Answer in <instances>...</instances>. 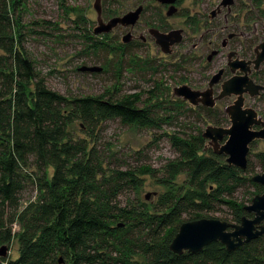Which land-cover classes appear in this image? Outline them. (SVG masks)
<instances>
[{
	"label": "trees",
	"instance_id": "1",
	"mask_svg": "<svg viewBox=\"0 0 264 264\" xmlns=\"http://www.w3.org/2000/svg\"><path fill=\"white\" fill-rule=\"evenodd\" d=\"M26 9L25 0H0V245L13 237L19 174L29 159L39 173L40 196L18 213L22 227L16 235L18 256L0 257V264H264L263 236L231 251L218 241L195 253L177 255L168 248L181 222L201 218L217 204L230 207L233 223L248 215L243 206L226 198L244 180L240 174L248 172V162L241 170L227 165L225 157L212 150L199 155L205 146L200 133L170 135L177 155L164 165L160 182L168 184L177 173L185 172L186 188L162 194L151 211L145 203L140 208L116 204L124 187L139 186V174L151 170L114 169L106 174L97 150L104 122L116 119L125 126L145 128L172 116L158 119L150 107L140 105L137 93L106 89L99 95L68 97L48 87L24 44L37 30L33 29L37 21L22 19ZM65 16L69 36L84 39L86 19L66 12ZM86 50L114 55L117 58L109 66L116 69L124 65V53L107 43L90 42ZM76 121L84 136L69 130ZM248 180L256 192L261 191V185ZM5 208L14 212L5 217ZM183 214L188 218L181 219ZM135 254L144 260H132Z\"/></svg>",
	"mask_w": 264,
	"mask_h": 264
},
{
	"label": "rangeland",
	"instance_id": "2",
	"mask_svg": "<svg viewBox=\"0 0 264 264\" xmlns=\"http://www.w3.org/2000/svg\"><path fill=\"white\" fill-rule=\"evenodd\" d=\"M27 9L22 14L24 22L37 21V29L45 31L42 35L33 34L25 39V47L36 61V68L40 75L45 79V83L51 89L65 96H86L99 95L106 89L114 93L116 90L119 94L137 93L140 96L141 104L150 107L157 115V118L171 115L167 120H158L153 127L138 128L137 126H125L118 120H107L104 122L99 133L98 149L100 161L106 171L110 174L112 170L136 169L138 167H148L151 171L140 175V184L135 188L124 187L116 196V204L119 207L133 205L140 208L145 203L149 211L152 210L157 199L167 191L173 193L186 188L185 172H179L170 183L164 184L160 182L165 170L164 165L168 161L176 157V152L170 143V135L175 133L178 135H188L202 133L208 125L228 127L230 125L227 114L223 111L224 107L231 103V97H223L217 101L210 112H206L200 105L193 106L179 97L173 95V88L181 82L186 81L192 88L205 87L211 73L224 65V54L213 59L210 64L200 57V52L195 51L187 53L185 61L182 59L185 49L190 50V43L198 41V35L202 31L199 28L202 25L201 14L196 25V30H191L185 26L186 38L185 43L178 47L172 46L173 52L164 54L154 42L148 40L129 48H125L123 60L125 62L122 69H116L109 66L112 58L116 60L114 55L86 50L90 42H103L109 46L117 45V41L121 43L118 31L106 34H93V28L96 26V13L92 7L94 0H25ZM134 0H101L103 6V17L108 19V11L113 10L116 14H122L127 11ZM219 0H187L181 7L193 11L196 9L201 13H208V10L215 8ZM253 0H234L233 20L239 22L244 19L251 29V22L247 20V16L256 20L255 34L252 30L247 33L250 38L243 39V45L236 41L232 47L243 51L244 55L250 52L251 44L258 41L264 36V0L255 3L256 8L252 9L251 2ZM259 4V5H258ZM194 7V8H193ZM258 7V8H257ZM72 9V10H70ZM153 9L150 6L148 13ZM255 11V15L252 11ZM65 12L69 17L81 15L86 19V27L84 33L85 38H74L69 36V25ZM107 13V14H106ZM195 14H197L195 12ZM258 14V15H256ZM67 15V14H66ZM148 15V14H147ZM204 16V15H203ZM152 17V16H146ZM206 19V15L204 16ZM164 19V18H163ZM208 19V18H207ZM145 19L140 20L135 25L133 33L135 36L147 34L145 32ZM45 21V22H41ZM151 20V23H154ZM211 21V22H210ZM207 22L204 29V43L200 45L201 50L208 48L209 41H215L216 46L219 45V37L221 36V26L223 21L221 16H215ZM168 27L183 26L184 17L174 16L164 21ZM211 24V25H210ZM229 24H232L231 21ZM69 32V33H68ZM193 32V33H192ZM83 33V34H84ZM251 35H250V34ZM192 36V37H191ZM91 37V38H90ZM253 37V38H252ZM115 39V41H114ZM263 39V38H262ZM261 39V40H262ZM239 40V39H236ZM241 45V46H239ZM203 52V51H201ZM121 53V54H122ZM112 57V58H111ZM112 60V62H115ZM81 66H101L103 70L100 72L79 71ZM264 68V63H263ZM185 82V83H186ZM218 89V87H216ZM245 105L255 109L262 120H264V97L260 99H245ZM154 104L157 106L154 107ZM153 106V107H152ZM177 106V109H176ZM159 107V108H157ZM162 108V109H161ZM170 110V111H168ZM79 122H74L69 130L72 134L84 136L80 131ZM205 140L204 150L199 155L205 156L211 150L208 141ZM223 140L221 141V143ZM264 140L257 139L249 144L247 154L248 172L240 174L244 177L238 185L234 187L231 195L226 198L235 200L240 206L250 204L251 198L257 189L248 181L252 175L261 173L264 170ZM224 156V155H223ZM28 160L26 167L22 168L19 174L21 180V188L17 194L19 205L14 213V221L11 224L13 237L8 243L7 254L3 257L6 260L15 259L18 256L17 234L21 232V220L18 213L26 206L37 201L40 193L38 192L36 183L39 173ZM139 168V169H140ZM50 170H48L49 176ZM264 191V188L262 189ZM149 193L148 199L144 195ZM14 212V209L5 208L4 216L8 217ZM26 211V214H30ZM203 217L215 218L232 222L231 209L226 204H217L214 210L202 213ZM188 218L186 214L181 219ZM142 236V235H141ZM260 250L262 252V260L264 263V236L262 237ZM132 260L142 262L144 258L135 254Z\"/></svg>",
	"mask_w": 264,
	"mask_h": 264
},
{
	"label": "water",
	"instance_id": "3",
	"mask_svg": "<svg viewBox=\"0 0 264 264\" xmlns=\"http://www.w3.org/2000/svg\"><path fill=\"white\" fill-rule=\"evenodd\" d=\"M170 3L173 0H163ZM233 0H221L222 6H230ZM92 7L96 13V26L93 28V34L108 33L116 24L132 25L138 18L140 8L127 12L122 16L111 17L107 21L101 18L100 0H94ZM172 11H170L171 13ZM212 11V15H214ZM153 37L155 43L158 44L161 51L165 54L171 52V45L180 40L178 31H170L160 33L154 31ZM123 42L129 41V33L123 36ZM256 56L253 60L254 68L264 61V39L256 46L254 50ZM213 55V54H212ZM208 55V58L212 56ZM246 64V62H243ZM244 75L240 77H231L221 85V90L216 96H213L212 86L220 77L221 70L214 74L209 83L208 88L203 91L193 90L188 86L181 85L173 88V95L188 101L192 105L201 104L205 107H213L216 100L225 96L235 95V100L231 105L224 108L230 125L221 127L208 125L201 133V137L208 141V145L216 155H224L227 165L235 166L244 170L247 165V154L249 144L257 139L264 140V121L258 116L257 112L251 108H242L244 97L247 93L255 96L260 90H264V79L262 84H255L248 77L247 67H243ZM79 71L100 72L101 66H81ZM234 68H231V72ZM253 125H259V129H253ZM224 141L221 143V141ZM251 181L264 187V170L251 176ZM149 193L144 195L148 199ZM247 213H253V217L249 218L243 215L238 223L228 222L225 220L201 217L193 220H186L179 224L177 231L171 238L168 248L174 254H182L183 252L195 253L203 249L207 244L218 241L227 251L234 250L243 244L264 235V224L260 223L264 220V191L255 194L250 204L243 206ZM7 254V246L0 245V257ZM62 262V258L58 259Z\"/></svg>",
	"mask_w": 264,
	"mask_h": 264
},
{
	"label": "flooded vegetation",
	"instance_id": "4",
	"mask_svg": "<svg viewBox=\"0 0 264 264\" xmlns=\"http://www.w3.org/2000/svg\"><path fill=\"white\" fill-rule=\"evenodd\" d=\"M185 1H187V0H173L170 3H166L163 0H134L131 7L129 9H127V11L123 12L122 14H117V13L115 14L113 12V10L108 11L109 17H108V19L105 20L103 17V14H104L103 6H102V2L100 0L101 18L103 19V21H107L111 17L122 16L127 12L135 11V10L140 8L138 18L134 24L124 26V25H121L118 23L108 32V34L113 32V31H118V33H119L118 36L120 37L121 43H119L117 41V45L113 44L112 46L114 48H118L119 50H121L120 52L122 53L125 50V48H129V47H132L134 45L136 46L140 42L144 43V42L150 40V41L154 42V44H156L155 38L153 37L154 31H158L160 33H167L170 31L177 30L178 35L180 37V40L177 43L171 45V47L174 45L175 46L179 45L178 47H180V46H182L183 43H185V38H186L185 26L188 28L190 27V29L192 31L196 30V28H197L196 25L199 21L198 18L200 16L199 14H201V21H202L201 24L202 25H200L199 28L202 29V31L197 36L198 41L190 43V46H189L190 50L185 49V51L183 52L184 55H182V59L186 58L185 55L187 53H189V51L194 52V53H195V51H198V52H200V54H199L200 57L204 58L206 60L207 64H210L214 58L220 56L221 54H224L225 62H224V65L219 67L216 72L211 73L209 80H208L205 87H202V88L201 87L200 88H194L193 87L192 88L190 85L187 84L186 81L181 82L178 86L185 85V86H188L189 88H191L193 90L203 91V90L208 88V83H209L211 77L221 70L220 77H219L218 81L216 83H214L212 86L213 96H216L219 93V91L221 90V85L223 84V82H225L226 80H228L231 77H240V76L244 75V72L242 69L243 67L248 68L247 75L253 81V83L262 84L263 79H264V68L262 65H263L264 61H262L257 68H254L253 60L256 56L254 50H255L256 46L259 45V43L264 39V36L262 37L263 39L261 38L262 40L259 38L258 41L251 44V46H253V47L251 48L250 52L246 53L245 55H244L242 49L239 50V49L232 47V45L236 41H238L239 43H241L243 45V42H244L243 39L244 38L245 39L250 38L248 33H247L249 30H252V35H254L256 33L255 32L256 26H257L256 22H255L256 20H254L253 17L249 18L247 16V20L252 21L251 22V29L248 27L249 22H245V20H243L244 17L239 22H234V20H233L234 0L230 6H222L220 4L221 0H219L218 3L216 4L215 8L208 10V13L207 12L201 13L200 11H197L196 9H193V11H189V9L181 7ZM194 1L196 2L197 0H194ZM150 6L153 7V9L150 11V13H148ZM251 6H252V9L256 8V5L253 1L251 2ZM170 11H172V12L170 13ZM212 11H214V13H215L214 15H212ZM195 12L197 14H195ZM252 12H253V14L255 13L254 10ZM203 15L204 16L206 15V17L208 19L207 18L205 19ZM218 15L221 16V19H222L223 24H224L223 26H221V31H222L221 33L222 34L219 37V45L216 46L215 41L214 42L209 41L208 42V48L206 49V47H205L204 50H201L200 45L202 44V41L204 43L205 32L211 28V27H209V29L208 28L204 29V27L207 24V22H209L210 20H212V18H214L215 16H218ZM256 15H258V14H256ZM146 16H152V17L147 18ZM174 16H183L184 17L183 26L168 27L165 24V22H164L165 20H167L168 18L174 17ZM142 17H143V19H145L144 20L145 24H146L145 32L147 34H145L144 36H143V34L135 36V34L133 33L134 27H135V25H137V23L140 22ZM153 19H154V21H153L154 23H151V20H153ZM230 21L232 24H229ZM126 33H129V41L123 42L122 39ZM102 34H106V33H102ZM236 39H239V40H236ZM114 41H115V39H114ZM156 45L158 46V44H156ZM239 46H241V45H239ZM171 47H170V49H171L170 53L173 52V49ZM159 49H160V47H159ZM160 51H161V49H160ZM201 51H203V52H201ZM170 53H168V54H170ZM209 54H211V55L213 54V55L210 58H208ZM184 61H185V59H184ZM243 62H246V64H243ZM232 67L234 68L233 72H231ZM102 70H103V67H102ZM216 87H218V89ZM226 97L232 98L231 103L227 104L226 106L231 105L233 103V101L235 100V95H230V96H226ZM243 97H244V101H243L242 108L251 107V106L245 105V103H244L245 99L246 98H250V99L251 98L252 99L263 98L264 97V90H260L259 93L255 96H250L249 94L244 93ZM221 99L216 100L215 104L217 101H220ZM182 100H184V99H182ZM184 101H186V100H184ZM186 102H188V101H186ZM215 104H214V106H215ZM198 105H200V107H205L201 104H198ZM193 106H196V105H193ZM213 107H206V108L211 110ZM223 111H224V109H223ZM257 114H258V112H257ZM258 116H259V114H258ZM259 117L261 118V116H259ZM252 128L256 130V129H259L260 126L259 125H253ZM224 139L225 138H223V141H224ZM263 188L264 187H262V189ZM262 189L260 191L261 193L263 192ZM247 214L248 215H245V216H247L249 218L253 217V213H247ZM260 223L264 224V220H262ZM262 236H264V235H262Z\"/></svg>",
	"mask_w": 264,
	"mask_h": 264
}]
</instances>
